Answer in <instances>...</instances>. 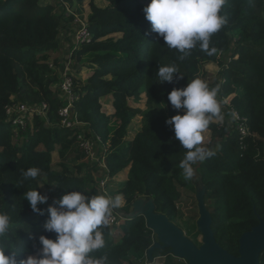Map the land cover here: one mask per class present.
Instances as JSON below:
<instances>
[{
	"label": "trees",
	"instance_id": "1",
	"mask_svg": "<svg viewBox=\"0 0 264 264\" xmlns=\"http://www.w3.org/2000/svg\"><path fill=\"white\" fill-rule=\"evenodd\" d=\"M73 1L0 0V214L10 218L0 245L7 248L8 255L15 252L18 261L40 253L41 235L56 238V233L44 228L49 205L73 190L96 195L85 190L83 178L72 174L67 166L63 171L55 170L52 160L55 151L63 159L85 155L77 143L80 127L61 125L59 110L66 101L51 88L49 61L52 53L61 49V36L74 22L75 14L64 6ZM89 1L88 24L93 39L74 55L79 61L86 57L95 71L86 83L75 81L78 100L74 110L85 124L86 136L108 144L110 176L130 166L127 179L113 193L125 201L117 208L125 218L122 234L115 240L111 228L102 226L105 246L90 255L107 257L106 264H147L156 256H164L165 264H188L178 262L171 248H155L149 257L147 252L156 234L144 214L133 217L130 212L139 197H146L151 198L155 213L166 215L172 222L180 217L179 203L186 197L180 188H195L193 179L185 180L180 168L186 149L166 122L182 112L168 103V93L200 79L205 65L216 63L221 70L209 88H218L217 99L234 95L232 106L247 119L251 135L244 146L240 144L229 110L221 109L219 117H212L223 119V123L211 121L208 127L215 135L210 147L214 155L199 163L198 184L203 187L217 242L239 257L241 236L264 220V0H225L220 15L227 22L210 37L209 50L215 48V53L208 55L197 44L182 60V53L169 48L152 31L144 12L150 0H107L105 8ZM226 53L229 56L224 57ZM165 65H175L183 78L159 83L158 69ZM108 95L113 97L114 120L102 111L101 99ZM142 95L146 96V110L129 104V99L139 102ZM25 101L46 102L47 114L35 115L33 125L22 132V140H15L6 107ZM151 108L161 113L151 116ZM138 115L143 119L141 129L132 140H126L128 128ZM29 168L39 170L36 178H24ZM41 174L47 194L40 183ZM53 185L56 192L52 194ZM35 189L49 197L47 203L39 205L43 214L34 212L25 198L27 191ZM186 226L197 238L196 221L190 218Z\"/></svg>",
	"mask_w": 264,
	"mask_h": 264
},
{
	"label": "clouds",
	"instance_id": "2",
	"mask_svg": "<svg viewBox=\"0 0 264 264\" xmlns=\"http://www.w3.org/2000/svg\"><path fill=\"white\" fill-rule=\"evenodd\" d=\"M224 3L225 0H150L144 12L152 31L162 37L169 48L182 53V60L197 44L208 55L215 53V48L209 50L210 37L227 22L220 15ZM157 75L161 84L183 78L175 65L160 66ZM217 93L218 88L210 89L201 79H193L185 87L173 88L168 93V103L182 110L166 122L173 127L175 138L186 149L180 163L185 180L195 177V164L214 155L202 145L203 133L212 117L221 114ZM38 171L29 168L24 172V178H36ZM25 198L34 212L43 214L39 205L47 203V195L35 189L27 191ZM123 204L121 195L113 198L106 194L87 196L76 190L67 192L48 206L44 228L56 233V238L39 237L41 255H28L18 261L15 252L8 255L7 248L0 245V264H106L107 257L94 258L90 254L105 246L101 228L110 224L113 210ZM9 224V216L0 214V236L8 231Z\"/></svg>",
	"mask_w": 264,
	"mask_h": 264
},
{
	"label": "rangeland",
	"instance_id": "3",
	"mask_svg": "<svg viewBox=\"0 0 264 264\" xmlns=\"http://www.w3.org/2000/svg\"><path fill=\"white\" fill-rule=\"evenodd\" d=\"M46 2L54 3V0H46ZM89 2H90L89 0H85L82 2H78V1L74 0L73 2H66L64 6L68 7L70 13L75 14L76 18H81V19H83L89 23V15L91 13ZM95 3L99 7H102V8H105L109 5V2L107 0H95ZM59 7L63 8V7H61L60 3H59ZM76 29H77V26L72 21L70 23V26H68V28L66 30L67 34H71V35L74 34L73 37H70L71 41L74 39V45H75V31H76ZM113 36L119 37L121 35L120 34H114ZM77 49H80V46ZM77 49H75V47H74V49H72L71 44H68L66 46L62 44V47L60 50L52 53L51 59L49 61L51 66H52L51 68L53 70V73L51 74V76H52V85H51L52 91L54 93L58 94L63 99H65V98H64L61 90L59 89V86H60L61 78L63 77L65 72L70 73L73 76L74 81L78 82V84H83V83H86L87 79L90 76H92L94 71H95L94 68L90 67V66H92V64H90V62L86 59V57H83L80 61L76 59L74 54H75ZM228 54L229 53H226L224 55V57L229 56ZM56 60L59 61V64H57ZM204 70H205V73H204V75L200 76V79L205 81L209 87L214 86V84L216 83V80L218 79V74L221 70V67L218 66V64H216V63H211V64L205 65ZM29 82L30 81H28V83ZM29 84L32 86L31 83H29ZM75 88H76V86H75ZM77 97H78V95H77ZM233 97H234L233 94L229 95L225 98V100L232 101ZM221 99L222 98H219L217 100L220 101ZM25 102H23V103H25ZM26 103H28V102H26ZM101 103H102V111L104 113H106L107 115L111 114L110 116H111L112 120L116 119L117 117H116L115 113L113 112V110H115V109L113 107L112 95H108L106 97H103L101 99ZM74 104H73V106H74ZM129 104L131 106L139 107V108H142L143 110H146V108H147L146 96L142 95V99L139 102H136L131 98V99H129ZM220 104L225 105V101H224V103L220 102ZM31 105H35V104H31ZM223 110H224V112H227L226 108H223ZM149 113L151 116H156V115H159L161 112L157 109L151 108V109H149ZM212 121L214 123L221 124V125L223 123V119H218V118L217 119L212 118ZM142 123H143V119H142V116H140V115L136 116L133 119L131 125L128 128V136H127L126 140L130 141L134 138L138 129L140 128V126H142ZM230 123L232 124L231 115H230ZM32 125H33V119L28 118V120H27L28 128H29V126H32ZM12 132H13V130H12ZM18 132L19 131H14V134L16 135V133H18ZM203 135H204V137H203V145L202 146H204L205 148L210 150V147L212 146L213 139L215 138V135H214L213 131L208 129V128L204 131ZM22 138H23V136L21 134L20 137L18 138V140L19 139L22 140ZM16 139H17V137H16ZM105 146L108 147V144H105ZM105 154H106V150L101 145H99L97 148H95L93 150V152L91 154V157H93L92 158L93 160L91 158H89L90 159L89 160L88 156H85V155H83V157H81L79 159H72L71 157H69L67 159H63L59 156V153L57 151H55L52 154L53 166H54V169L58 170V171H63L64 166H67L72 174H74L75 176H77L79 178H83V180H84L83 188H85V190L92 192L96 195L102 194L103 193L102 190H104V193L106 195L115 198V196H117V195H113V193L116 192V190L119 188L120 183L123 182L122 178L124 176H127L126 174L129 172L130 166L127 167L120 174L113 176V177L108 176V177L104 178L102 181L100 180V183H99V179H96V178L97 177L99 178V175L101 174V170L99 167H105L106 166L105 165ZM94 162H95V165H94ZM199 163L200 162H198L197 164L194 165L196 175L193 178L194 184L197 186V192L194 190H186V189L180 188V191L186 197H184L183 201L181 203H179L181 215L174 222L177 226H179L183 230L186 237L189 238L197 246L203 244V235L201 234V231H200V234L197 236V238H193V236H192L193 233H188L186 222H188L190 218H193V220L196 221V223H197V220L200 217L199 205H200L201 199H200V194L198 193V191L200 189L202 190L203 187L200 184H198L199 175H198L197 168H198ZM92 175L95 177V180L93 179ZM40 183H41L43 192L45 194H47L48 191H47V188L44 184L45 182H44L43 174H41ZM54 192H56V185H53L51 188V193L53 194ZM143 198H146V197H143ZM143 202H145V200H143ZM124 203H125V201H124ZM123 220H124V218L122 217V219L120 220V224L123 223ZM118 226L111 228L112 237L115 240H117V238H119L122 234V231H121L122 224L119 227ZM197 231H199V228L197 229ZM41 251L38 255H35V256L39 257L41 255ZM165 260H166V258L164 256H156L153 260L151 259V261H148L147 264H165ZM177 261L178 262H184L186 260L177 258Z\"/></svg>",
	"mask_w": 264,
	"mask_h": 264
},
{
	"label": "water",
	"instance_id": "4",
	"mask_svg": "<svg viewBox=\"0 0 264 264\" xmlns=\"http://www.w3.org/2000/svg\"><path fill=\"white\" fill-rule=\"evenodd\" d=\"M203 193H200L202 204ZM138 203L141 204L140 207L137 206ZM133 207L130 215L134 217L144 214L148 226L156 231L158 239L147 252L151 258L155 248H171L176 258L185 259L188 264H261V256L264 253V220L241 236L239 257H236L217 242L211 226L210 212L203 206L200 209L202 216L200 215L197 221L198 228L203 234V244L200 247L187 238L166 215L155 213L151 198L136 200Z\"/></svg>",
	"mask_w": 264,
	"mask_h": 264
},
{
	"label": "built area",
	"instance_id": "5",
	"mask_svg": "<svg viewBox=\"0 0 264 264\" xmlns=\"http://www.w3.org/2000/svg\"><path fill=\"white\" fill-rule=\"evenodd\" d=\"M69 11V8H68ZM70 13V11H69ZM74 19V23L77 26L76 33H75V49H77L82 44L90 43L93 39V34L89 29V24L87 21L76 18ZM76 21V22H75ZM61 92L65 98L66 104L61 107L59 110V115L61 116V125L66 128H79L81 132L77 136V143L79 145V149L83 151L85 156L91 157V154L95 148L99 145L103 146L104 149L108 150L105 144H102L99 141L93 140L86 136L84 128L85 124L78 119V115L74 110L73 104L78 100L76 91H75V81L73 76L65 72L62 77L61 82ZM226 97H223L219 102L224 103L225 105H221V109L226 108L231 113L232 123L235 124L236 130L238 132V136L240 139V144L244 146L246 138L251 135L250 127L247 123V119L241 116L232 106V101L225 100ZM48 110V104L43 102L41 104H27L22 102H13L11 105L6 107V114L9 117L12 129H13V137L17 139L20 137L22 132L28 129L27 120L28 118H34L35 115L39 116H46ZM14 131H19L14 134ZM90 131V130H89ZM90 160V159H89ZM93 160V159H92ZM95 165V162H94ZM105 167H99L101 170V174L99 175V183L100 180L102 181L104 178L110 176L109 169L106 163V154H105ZM112 177V176H111ZM104 193V190H102ZM105 194V193H104ZM124 218L117 209H114L112 215L110 217V224L105 226L107 228H114L115 226H120V220ZM125 221V218L123 222ZM118 226V227H119Z\"/></svg>",
	"mask_w": 264,
	"mask_h": 264
},
{
	"label": "crops",
	"instance_id": "6",
	"mask_svg": "<svg viewBox=\"0 0 264 264\" xmlns=\"http://www.w3.org/2000/svg\"><path fill=\"white\" fill-rule=\"evenodd\" d=\"M74 36V34L73 35H71V34H67L66 32H65V34H62V36H61V46H62V44L63 45H68V44H71V47L72 46H74V39L71 41V38L70 37H73ZM115 110H113V112H114ZM111 115V114H110ZM140 128H141V126H140ZM140 128L138 129V131L140 130ZM137 131V132H138ZM127 176H128V173L126 174ZM127 176H124L122 179V181H124L126 178H127ZM194 188H195V190L194 191H196L197 192V186L194 184ZM200 192H201V194H202V190L200 189L199 191H198V193L200 194ZM198 194V195H199ZM141 199H148V198H143V197H139L137 200H141ZM201 204V207H200V205H199V212H200V215L202 216V214H201V210L200 209H202V206H203V208H205L207 211H209V209H208V207H207V203L204 201V203L202 204V203H200ZM137 206L138 207H140L141 206V204L140 203H138L137 204ZM133 210H134V207H133V209H132V212H133ZM210 212V211H209ZM200 218V217H199ZM198 218V219H199ZM198 221V220H197ZM175 224V223H174ZM197 224V223H196ZM176 225V224H175ZM177 226V225H176ZM180 230H182L179 226H177ZM197 229H198V225H197ZM183 231V230H182ZM154 232H155V234H156V231L154 230ZM199 232H200V230H199ZM201 234H202V232H201ZM203 235V234H202ZM156 239H158V237H157V234H156Z\"/></svg>",
	"mask_w": 264,
	"mask_h": 264
}]
</instances>
